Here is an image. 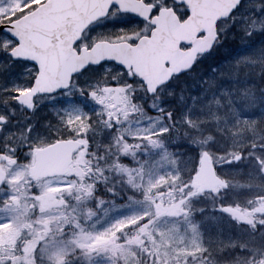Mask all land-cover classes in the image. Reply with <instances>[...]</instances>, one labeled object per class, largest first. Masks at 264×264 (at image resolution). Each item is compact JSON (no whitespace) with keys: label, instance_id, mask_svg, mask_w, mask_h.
<instances>
[{"label":"snow or ice","instance_id":"6c2138e0","mask_svg":"<svg viewBox=\"0 0 264 264\" xmlns=\"http://www.w3.org/2000/svg\"><path fill=\"white\" fill-rule=\"evenodd\" d=\"M0 264H264V0H0Z\"/></svg>","mask_w":264,"mask_h":264}]
</instances>
